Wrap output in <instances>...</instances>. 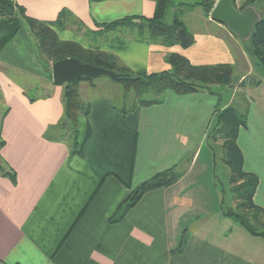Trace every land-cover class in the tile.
<instances>
[{
    "label": "crops",
    "instance_id": "0c3cea01",
    "mask_svg": "<svg viewBox=\"0 0 264 264\" xmlns=\"http://www.w3.org/2000/svg\"><path fill=\"white\" fill-rule=\"evenodd\" d=\"M14 1L40 20L68 10L70 24L58 28L61 39L115 54L137 73L168 69L170 53L194 64L231 63L241 79L252 72L242 39L201 5H188L197 0ZM177 8L195 36L187 48L123 31L110 39L106 33L88 37L98 24L127 15L171 22ZM103 83L101 77L79 83L90 104L88 116L78 120L81 154L72 152L68 136L46 137L64 116V85L46 77L24 16H0V164L16 172L15 182L0 173V264H264V238L223 211L226 195L216 184L207 140L214 111L236 101L237 88L223 105L206 90L169 89L162 103L123 115V90L114 95ZM241 90L249 102L248 125L237 142L244 169L259 176L254 201L264 207V95ZM176 164L183 172L176 183L147 191L122 219L110 221L132 189ZM183 234V250L172 252Z\"/></svg>",
    "mask_w": 264,
    "mask_h": 264
},
{
    "label": "trees",
    "instance_id": "16d2710c",
    "mask_svg": "<svg viewBox=\"0 0 264 264\" xmlns=\"http://www.w3.org/2000/svg\"><path fill=\"white\" fill-rule=\"evenodd\" d=\"M169 2L171 5L173 0H169ZM216 2L217 0H197L188 5H201L209 14ZM256 3L257 0H246L242 3L241 10L249 5L256 6ZM180 11L181 8H177L171 22H166L164 18L157 16L127 15L110 22L98 24V29L89 33L102 35L104 31H123L125 36L131 35L168 46L179 44L187 48L195 42V36L182 19ZM18 13L24 16L37 41L38 55L48 79L52 80L53 63L67 57H76L83 62L121 73L122 76L114 80L124 88V105L120 108L123 115H126L137 106L162 103L164 93L169 89L181 94L205 90L215 94L210 89L213 84L227 85L232 88L238 85L242 89L247 85V78L240 80L235 73L234 65L231 63L194 64L180 53L167 55L166 60L170 64L168 69L149 74L134 72L123 64L115 54L99 49L86 48L77 41L61 39L58 28H65L70 24L71 14L68 10H62L55 20H40L28 15L25 7L16 1L0 0V16L13 19ZM124 41V38L120 40V42ZM242 41L245 44L246 52L259 65L264 67V14H262L261 20L254 25L250 37L246 40L242 39ZM81 80H88L93 83L95 79L83 77L72 83L62 84L64 85V116L56 125L50 126L46 133L48 138L57 133L59 139L70 137L73 147L72 152L80 154L82 150L78 149V120L82 115L87 117L90 112V104L86 103L80 94L79 83ZM131 94H133L134 99L127 102ZM30 99L34 101L37 97L31 96ZM248 110L249 102L243 93H241L240 100L234 101L226 108L219 109L217 107L214 111V125L208 133L207 140L211 148L213 147L210 144L211 140L215 143H221L224 153L222 162L229 172L227 174L234 199L231 207L226 208V205L223 204L224 213L237 220L250 234L264 238V207L257 205L254 201L259 176L244 169V156L237 142L240 129L248 125ZM90 131L91 126L88 125L86 139ZM0 143L3 144L4 142L1 141ZM213 153L215 157L214 169L216 170L215 148ZM0 173L9 176L14 182L16 181L15 170H6L0 164ZM182 174V170L176 164L143 180L120 203L110 221H119L129 209L139 202L147 191L170 186L176 183ZM185 243L186 237L183 234L180 244L172 249V252H181Z\"/></svg>",
    "mask_w": 264,
    "mask_h": 264
},
{
    "label": "water",
    "instance_id": "95a60500",
    "mask_svg": "<svg viewBox=\"0 0 264 264\" xmlns=\"http://www.w3.org/2000/svg\"><path fill=\"white\" fill-rule=\"evenodd\" d=\"M210 15L213 19L226 24L243 40L250 37L254 25L262 18V14L255 5H249L241 10L234 0H217ZM102 76L118 79L122 74L83 62L76 57L60 59L52 65V81L56 84L72 83L83 77L96 79Z\"/></svg>",
    "mask_w": 264,
    "mask_h": 264
},
{
    "label": "rangeland",
    "instance_id": "374dc122",
    "mask_svg": "<svg viewBox=\"0 0 264 264\" xmlns=\"http://www.w3.org/2000/svg\"><path fill=\"white\" fill-rule=\"evenodd\" d=\"M243 1H246V0H240V6L239 8L241 9V4L243 3ZM258 11L261 13V14H264V0H259L257 5H256ZM107 34L105 35L106 37L107 36H110L109 39L112 37V38H115L116 37V33L117 31L116 30H112V31H104V33H102V36L99 34V33H89L88 34V37H90V39H99L100 37H103L104 34ZM250 56V55H249ZM250 60L252 62V64L250 63V65L252 66V72H250L249 74H247L248 76H246L247 78V85L245 88L250 89L253 93L254 91L255 92H258L259 94H253L255 97H258L260 98L261 95H264V67H262L261 65H259L256 60L250 56ZM244 66V65H243ZM244 70V67L240 68L239 72H242ZM238 69L235 70V73L237 74V76H239L240 80H241V75L238 74ZM102 79H104L106 82H108L107 84L103 83V84H99L101 88L105 89L107 88L108 90H112L111 92L114 94V95H117L118 93H120V90H124V88L119 84V83H113L115 81H113L111 79V77H108V76H103L101 77ZM253 81V83H252ZM252 83V84H251ZM114 84H118V85H115L113 86ZM237 84V83H236ZM113 87V88H112ZM235 88H237V94H236V100H240V96H241V93L242 92V88H240L238 85L235 86ZM210 89L212 91L215 92L216 94V99H217V103H219L220 101V104L219 105H223L225 101H227V99L231 96V94L233 93V90L234 88L230 87V86H227V85H222V84H213L211 85ZM134 99L133 98V94L130 95V98L128 99L127 102H131V100ZM243 105V104H242ZM241 105V106H242ZM219 109H224V108H221V107H218ZM210 144L213 146L212 148L216 150V170L214 169V158H213V170L216 171V184L219 188H221V191L225 192V195H226V199H225V204H226V208L227 207H231L232 206V202H233V193L231 191V184H230V180L228 179V169L225 168V166L223 165V162H222V158H223V149L221 148V143H215V141L211 140L210 141ZM213 149H212V152H213ZM227 171V172H226ZM224 204V205H225ZM216 219L214 220V222L216 223V225L219 224V219L217 216H215ZM213 222V224H214ZM237 222V220H236ZM212 223V221H211ZM228 223V221H227ZM238 226H241L242 225L239 223ZM243 228V227H242ZM217 232V230H216ZM221 238V237H220ZM218 241V240H217Z\"/></svg>",
    "mask_w": 264,
    "mask_h": 264
}]
</instances>
